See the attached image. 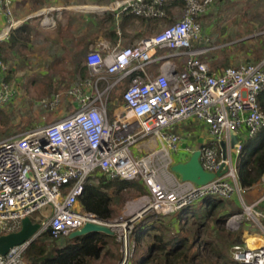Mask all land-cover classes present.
I'll use <instances>...</instances> for the list:
<instances>
[{
	"label": "built area",
	"instance_id": "2783aa9c",
	"mask_svg": "<svg viewBox=\"0 0 264 264\" xmlns=\"http://www.w3.org/2000/svg\"><path fill=\"white\" fill-rule=\"evenodd\" d=\"M214 1L112 3L110 9L117 14L174 22L129 46L101 43L90 48L85 56L89 77L67 91L75 100L74 110L48 125L0 140V237L19 231L25 217L50 207L33 238L0 253V264H26V249L45 232L54 237L69 236L88 222H102L115 230L114 224L80 205L87 181L97 173L130 181L142 179L148 188L142 197L143 214L155 216L174 214L206 196L231 199L237 192L245 212L254 217L264 235V212L258 207L261 200L245 201L233 160V153L238 157L242 150L240 131L245 140L264 128V111L258 101L264 89V59L213 71L203 56L217 46L204 37L201 17ZM172 2L184 4L180 18L168 14L166 6ZM0 13L9 18L0 31V40H4L14 25L11 0L0 1ZM175 59L182 60L181 64ZM0 70L1 108L19 90L6 80L8 67L2 59ZM125 84L124 106L115 108L111 115L110 95ZM62 96L52 94L41 103L55 109ZM191 119L203 121L210 132L200 155L207 171L217 172L223 163L221 140L229 141L231 131L239 137L235 149L229 150L226 173L202 185L182 180L171 169L177 162H172L173 153L184 150L191 154L199 148L185 144L184 136L176 130L178 124ZM146 145L152 152L137 155L136 149ZM123 226L122 264H127L134 225ZM133 245L136 247V242ZM234 260L238 264H264V243L257 247L237 244Z\"/></svg>",
	"mask_w": 264,
	"mask_h": 264
},
{
	"label": "rangeland",
	"instance_id": "374dc122",
	"mask_svg": "<svg viewBox=\"0 0 264 264\" xmlns=\"http://www.w3.org/2000/svg\"><path fill=\"white\" fill-rule=\"evenodd\" d=\"M53 1L54 0H52L51 3H55L54 5L52 4L46 7L48 9L47 11L50 12L48 14L50 20L47 22L52 24L51 28L41 29V32L39 31L40 33H38V30H33L31 35L32 37H30V41L28 42L30 45H20L19 51L21 53L18 54V57H16L18 60L16 63L17 71L10 72L9 74L10 82L18 88L19 93L11 100V102L0 108V140L12 137L19 133H23L29 129L48 125L72 112L75 108V100L69 94H67V91L79 86L85 78L89 77V71L88 76L84 77L79 68L81 66L79 61H85V56L87 53L86 48L81 44L83 40L84 27L82 26V30L79 29V24L84 15L90 13L97 14L99 15L98 17L101 16V20H103L105 18V14L110 12V10L107 9L113 0ZM94 5H97L101 8L97 9L96 7H93ZM53 7L59 9L65 7V9L60 11L61 13L59 14V12L51 9ZM90 9L103 11L102 13H97V11H83H90ZM209 16L210 17L207 19V22L209 24H213L212 29H222L223 32L226 33L224 41L228 43L225 46L227 47L226 49L230 48V52H228L234 54L238 53V59L229 66H235L244 61H255L257 59L260 61V59H264V44H262V41H264V0H215L211 6V13ZM43 17H45V15L41 16V18ZM178 18L180 17L178 16ZM172 22L174 21L169 19L166 21L160 20L153 23L151 22L152 26H148L147 30H144L145 26L139 20L135 19L126 29L127 32H123V35L127 34V36H124L122 45L129 46L138 43L143 37L154 35ZM62 23L65 25L69 24V26L63 28ZM116 23L117 22L112 24V28L116 29ZM104 26L108 27L109 24H104ZM66 44H68L70 47L68 51L62 49V46ZM245 45L249 48L252 47L251 53L249 52V55L246 54L248 52L245 53V51L241 49V47H246ZM175 62L181 64L182 60L175 59ZM218 63H220L219 60ZM50 85L53 90L51 94H48L46 89ZM127 85H122L111 93L108 103L109 112L111 115L115 108H122L124 106V101L122 100L121 102V96ZM57 93H63L61 102L57 108L50 109L41 103L43 99ZM195 125L196 124H194V126ZM205 127L206 129H203L204 135L199 139L204 143L210 139V132H208L207 126ZM182 129L186 130V134H183L185 132L180 129L179 132H177L184 136V140L186 139L188 141L187 143L189 144L187 145L194 147L197 136H195L189 131V129L185 127ZM243 137L244 136L240 131V139L242 141L244 140ZM146 144H151L152 146L154 145V142H148ZM147 145L140 147L141 151H138L136 154L139 156H144L152 152L151 146ZM157 147H155V149L159 148ZM189 155L190 154L184 150L179 151L178 153H173L172 162L184 159ZM236 159L237 155L234 152V163H236ZM98 174L100 173H97L94 176ZM94 179V181L97 182L96 177ZM133 181L142 184L145 188L144 192H141L137 188H129L121 194L115 205V215H113L112 218L106 220L108 223L114 224L115 228V234L112 235L113 237L110 238L108 243L110 252L103 254L99 260L91 261V264L123 263L125 256V241L123 238L125 227L123 224H127L128 226L133 223L134 225L132 232L129 234L131 250L127 264L135 263L137 259H140L147 253V245L151 241L150 238L146 236L141 245L134 237V230L136 229L138 223H141L143 219L152 215L150 213L143 214L142 197L143 195L148 194V188L142 179ZM246 191L247 189L244 191V197L245 201L249 203ZM231 199L235 201V203H230V206H238L241 208V212L236 213L229 218L231 219L234 217L233 220H226L225 224L223 225V232L217 231L215 235L209 237L206 236L207 234H204V237L218 241L228 257L234 260V247L237 244L247 246L245 236L248 234H254L252 232L249 233L248 231H250V229L258 232L261 231L259 229L260 226L257 225L254 217L245 212L242 201L237 192L232 196ZM259 207L261 208V206ZM260 210L263 211L262 209ZM49 213L50 207L46 206L35 211L31 215V218L36 222H40ZM138 215L139 217L133 220ZM157 216L164 220L165 224L174 221L177 224L175 214L164 217L161 215ZM261 220L262 223H264V218H261ZM161 230L167 234L170 231L167 229L166 225H162ZM157 231L155 230L151 233H155ZM228 233H232L235 236H240L242 242H237L231 246L228 245V243L224 244L222 238L227 237ZM135 242L138 244L136 247L133 245ZM26 264H28L27 261Z\"/></svg>",
	"mask_w": 264,
	"mask_h": 264
},
{
	"label": "trees",
	"instance_id": "16d2710c",
	"mask_svg": "<svg viewBox=\"0 0 264 264\" xmlns=\"http://www.w3.org/2000/svg\"><path fill=\"white\" fill-rule=\"evenodd\" d=\"M126 18L128 21L137 19L147 25L162 20L160 18L135 17L131 14ZM115 21V14L107 12L102 21V27L105 28L104 24L106 23L112 25ZM31 31L32 26L24 24L13 29L8 39L0 40V59L3 60L10 50L15 49L20 42L26 40ZM107 31L110 32L111 37H115L112 29L108 28ZM247 48L249 47L247 46ZM79 64H81L80 72L84 77H87L89 70L86 61L80 60ZM9 77L6 75L7 81H10ZM52 90L50 85L46 92L51 94ZM122 100L123 94L121 102ZM258 101L264 111V89L261 91ZM236 169L239 183L245 189L252 188L263 179L264 128L254 137L242 141V150L237 157ZM95 177L97 182L94 181ZM129 188H137L141 192H144L145 189L140 183L109 178L106 174L91 176L80 196V204L84 210L96 214L99 219L108 220L116 213L117 200ZM232 202L235 203L232 199L206 196L197 203L174 213L177 224L175 221L165 224L164 220L155 215L146 217L137 224L134 237L141 245L146 236L151 241L147 245V253L133 264H237L236 261L228 257L218 241L204 237V234L209 237L215 235L217 231L223 232L226 220L241 212V208L238 206H230ZM162 225H166L170 230L168 234L162 232ZM155 230L158 231L151 233ZM227 235L222 238L224 244L228 243L231 246L242 242L240 236H235L232 233ZM112 237L105 233H90L75 238L54 237L50 232H45L28 246L25 251V259L28 264H91V261L99 260L103 254L110 252L108 243ZM136 246H138L137 243Z\"/></svg>",
	"mask_w": 264,
	"mask_h": 264
},
{
	"label": "crops",
	"instance_id": "0c3cea01",
	"mask_svg": "<svg viewBox=\"0 0 264 264\" xmlns=\"http://www.w3.org/2000/svg\"><path fill=\"white\" fill-rule=\"evenodd\" d=\"M58 1L59 0H54L53 2H58ZM120 1H122V0H113L112 3L120 2ZM11 2H12V7H13L14 25H13L10 33L12 32L13 29H16V28H18L24 24H30L32 26V31H31V34L29 35V37L27 38L28 40L26 39V40H24L25 42L24 41L22 43L20 42V44L15 49L10 50L9 54L3 59L7 65V67H8V71H7L6 75H9L11 71L12 72L17 71L16 70V68H17L16 63L18 60L16 59V57H18V54L21 53L19 51L20 45H22V46L30 45L28 42L30 41V37H32L31 35H32L33 30H38V33H40L41 29H46V28L50 29L51 28L52 24L47 22V20L48 21L50 20V18L48 16V14L50 12L47 11L48 9L46 7H48L52 4L53 5L55 4V3H51L52 0H11ZM96 3H97V1H96ZM93 7H96L97 9L101 8L97 5H94ZM51 9L59 12V14H60L61 13L60 11H63V9H65V7H62V9L53 7ZM80 10H82V9H80ZM107 10H110V12L114 13L116 16V21H115V22H117L116 23L117 24L116 29L111 28L112 25H109L108 27L104 26L105 28H103L102 27V24H103L102 21L103 20H101V16L98 17L99 15L94 14V13L84 15L83 19L80 21L79 29H81L82 26L84 27V29H83V40H82L81 44H82V46H84L86 48L87 52L90 48H94L96 46H99L101 43L108 44L111 47L117 45L118 43H120L122 45L124 36L125 37L127 36V34L123 35V32L124 31L127 32L126 29L130 26L131 22H133L135 20V19H132V20L128 21L126 17L130 14H128V13L117 14L118 11H114V10L110 9V6L108 7ZM107 10H104V11H107ZM166 10H167L169 15L178 18V16L181 17L184 13V4L182 2H172L171 4L166 6ZM83 11H86V12H92V11L96 12L97 11V13H99V12L102 13L103 10L98 11L96 9H90V11H88V10H83ZM210 13H211V8L207 14H204L201 17V21L203 24V35H204V37L209 39L208 42L211 45L217 46V48L213 49L212 51H210L209 53L204 55L203 58L207 62H209L213 71L218 72V71H221L222 69L228 67L230 64L234 63L235 60L238 59V53L237 54L229 53L230 48L226 49L227 47H225L228 43H226L224 41V37L226 36V33H224L222 29H219V30L212 29L213 24L212 23L209 24L207 22V19L210 17L209 16ZM42 15H45V17L41 18ZM162 20L166 21L168 19H162ZM158 21H160V20H158ZM8 24H9V18L5 14L0 13V31ZM143 25L145 26V28L143 27L144 30H147L148 26H152L151 24L150 25L143 24ZM66 26H69V24L65 25L62 23L63 28H65ZM108 28H110L114 31L115 37L110 36V32L108 33V31H107ZM6 39H8V38H6ZM200 44L202 45L203 43H200ZM69 48L70 47L68 44L62 46L63 50L68 51ZM241 49H243L245 51V53L248 52V53H246L247 55H249V52L251 53V49L247 48V46L241 47ZM242 54H243V52H242ZM218 60L220 63H218ZM1 75H3V73L0 70V77H1ZM194 124H196V125L194 126ZM205 126H207V125L203 121L191 119V120H188V121H185V122L178 124L176 127V130L179 132V129H180V130L185 132L183 134H186V130H183L182 128L185 127L187 129H189L190 132H192L195 136H197L196 144L193 142L195 145L194 147H197L200 144L204 143V142H201L199 139L201 136L204 135L203 129H206ZM207 130H208V126H207ZM208 132H209V130H208ZM187 142L188 141L185 139L184 143L189 144ZM138 151L140 152L141 150L139 148H137L136 153ZM236 161H237V159H236ZM246 193H247V197H248L247 199H248L249 203H254L258 200H261L258 207L261 206V208L259 207V209H262L264 212V177L259 183L254 185L252 188L247 189ZM248 232L254 233L252 235H255V236L264 237L262 232L253 231L251 229ZM248 235H250V234H248ZM246 243L249 246L248 242H246Z\"/></svg>",
	"mask_w": 264,
	"mask_h": 264
},
{
	"label": "water",
	"instance_id": "95a60500",
	"mask_svg": "<svg viewBox=\"0 0 264 264\" xmlns=\"http://www.w3.org/2000/svg\"><path fill=\"white\" fill-rule=\"evenodd\" d=\"M238 142L239 137L234 131L230 132L229 141L226 139L221 140L223 163L217 172H211L204 169L200 161L201 147H203V144H200L199 148L195 149L186 160L175 162L171 166V169L184 181H192L198 185L206 184L217 176H222L226 173L224 167L227 165L226 160L228 158L229 150H234ZM39 228V222H35L30 216L25 217L22 220V228L19 231L0 237V253L5 254L15 245L30 240ZM90 233L114 235L115 230L102 222H88L81 229L73 231L69 235V238H75Z\"/></svg>",
	"mask_w": 264,
	"mask_h": 264
},
{
	"label": "bare ground",
	"instance_id": "6f19581e",
	"mask_svg": "<svg viewBox=\"0 0 264 264\" xmlns=\"http://www.w3.org/2000/svg\"><path fill=\"white\" fill-rule=\"evenodd\" d=\"M245 241L248 242L250 247H257L264 243V237L250 234L246 237Z\"/></svg>",
	"mask_w": 264,
	"mask_h": 264
}]
</instances>
